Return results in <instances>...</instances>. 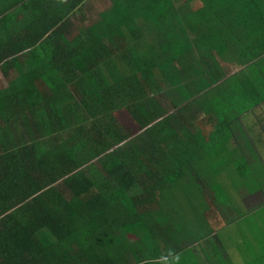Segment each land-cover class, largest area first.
I'll list each match as a JSON object with an SVG mask.
<instances>
[{
    "label": "trees",
    "instance_id": "obj_1",
    "mask_svg": "<svg viewBox=\"0 0 264 264\" xmlns=\"http://www.w3.org/2000/svg\"><path fill=\"white\" fill-rule=\"evenodd\" d=\"M111 1V18L97 7L99 19L87 9L94 0H0V69L7 83L0 84V264H154L187 247L198 253L209 239L221 247L217 233L260 208L223 221L229 208L216 210L214 194L208 196L209 230L187 245L174 240L178 224L150 220L173 181L203 169L207 146L199 136L215 126L206 121L204 102L230 67H218L212 54L202 63L183 61L191 50L178 48L173 37L181 42L190 35L192 0ZM238 12L254 16L229 24L242 50L264 28V14L256 6ZM74 30L78 39L70 46ZM121 41L124 47H117ZM166 42L174 52H159ZM191 54L200 61L197 51ZM14 68L22 71L9 85ZM178 87L189 90L182 95ZM93 160L100 169L90 175L83 168ZM208 186L213 192L214 184ZM147 243L159 249L154 261ZM249 247L241 264H264L259 245ZM221 250L220 262L232 264Z\"/></svg>",
    "mask_w": 264,
    "mask_h": 264
},
{
    "label": "rangeland",
    "instance_id": "obj_2",
    "mask_svg": "<svg viewBox=\"0 0 264 264\" xmlns=\"http://www.w3.org/2000/svg\"><path fill=\"white\" fill-rule=\"evenodd\" d=\"M94 1L95 3H100V5L105 8L109 6L106 4L110 2V0ZM208 1L209 0H205V7L198 10L192 9L195 8V4L192 5L191 9H189L190 7L188 8L190 22H194V25H198V18H202L200 16V11L208 19L215 15L220 16L219 18L222 20H218L219 23L216 24L206 23V25H200L203 31L200 29L201 36L199 38V35H197L198 33L195 34L197 35L196 49L195 46L190 44L192 42V36L189 34L186 36L181 35V42H179L178 35L173 38L177 39L176 43H178V48L186 45L187 50H191L183 58V61L186 60L185 62H187V64H192L193 62L202 63V57H208L212 54L219 62L221 61L222 64L234 63L237 68L233 70L234 67H231L226 72L224 71V73L221 74V76H223V81L217 85L219 87L215 88L210 96L208 95L209 97L205 99L204 104H209H205L208 111V119H212L211 121L206 119V121L215 126L209 130L203 129L202 135L200 134L199 136L205 140V145L207 146L205 152L208 156L204 158L202 162L203 169H197L193 174L191 171L183 170L186 171V173L183 172L180 180L176 183L173 181V185H171V187H169L170 189L164 194V207L155 211V215L152 216L150 220H156L157 218L158 220H165L170 221V223H176V225L178 224L181 228L174 240L176 243H180V245H187L189 239H199L209 230V227L205 228V213L210 210V207L213 208V204L211 202L210 204L206 202L205 199L208 196L214 194L216 199H214V197L212 199L217 205L216 210L218 208H229V213L223 218V221H231L238 218L241 214L245 215L244 208L248 210L249 207L251 209L253 206H260V208L253 213L242 216L241 219L228 225L217 233L220 246L227 252L233 264H241L242 262H246V259L249 260V256L242 252L245 250L248 252L250 244H252L253 247L259 245L258 251L264 257V205H262L264 203V59L261 61L259 60L261 54H264V28L262 27V29L257 32L259 34L252 36L251 41L248 42L247 46L242 50H229L227 41L230 38L235 40V36L232 32L226 31L230 23L225 22V20L231 22L239 18L237 21L231 23L234 27H238L239 23L241 24L242 21L241 14L238 12L240 8L238 5H242L244 1L213 0L215 5L220 3L219 6H215L213 2L211 6ZM94 6H96V4H94ZM263 10L264 7H262V13L264 14ZM112 13L113 10H108L105 14V18L108 15L111 18ZM161 13L162 8L160 7L157 15ZM166 14H169V12ZM174 15L175 11L172 10L169 16L172 18ZM141 16L139 17V21L141 20V23L144 24L145 20H143ZM179 16L181 19L182 9L179 11ZM102 18H104L103 15ZM167 22L174 24L175 21ZM76 23H79V21L76 20ZM182 24H184V22L180 21L179 25L177 24L178 28H182ZM175 26L176 25L173 27ZM194 28L195 27H192L189 33L195 32ZM219 34H222L221 36L224 34V36L220 39ZM77 39L76 36H72L70 38L68 37L67 41L69 45L72 46ZM213 44H217L219 47L215 48ZM173 46L175 45L169 43L166 47L164 46L162 49H159V52H161V50L174 52ZM182 51L184 50L182 49ZM193 51H197L200 61H197L195 55L191 54ZM167 55L169 56V54ZM201 65H203L202 69L206 70L205 66L208 65L206 61ZM217 66L222 68V65L219 63ZM240 67L243 68L238 71ZM18 69L20 68H14V70L8 72L6 81H9V85L14 78L17 79L19 77L20 73ZM199 71L201 70L199 69ZM186 75L188 78H185V80H191L190 76L192 75V71L187 70ZM52 76H54L56 83L60 82L59 77L55 73H53ZM173 76L174 75H172V77ZM0 79L2 78L0 77ZM158 83L161 87H164L162 81ZM199 83L201 86L208 82L201 81ZM0 84L5 86L7 83L2 79ZM176 84H178L177 81ZM182 85L184 86L183 82ZM186 87L184 89L178 87L182 95L187 94L189 87L188 89ZM83 169L91 175L97 173L100 169V165L96 160H93L88 165H84ZM174 176V174H171L168 178L173 179L172 177ZM203 182L205 183L204 187ZM212 183L214 184V186H211L213 192H210L208 190V185ZM206 190H208L207 194L203 192ZM251 193L253 195L255 193V199L251 201L252 204L248 206L243 205L244 208H242V199L245 198L247 194ZM259 193H261V195ZM170 214L174 216L171 217V220ZM208 241L209 242L201 243V249L204 255L199 253V248V254L197 253V247H195V250L191 249V247H187L184 249L183 253L163 261H157L154 264H211V261L214 259H212L214 252L218 255V257H216L218 263L226 264L220 262V260H222L221 247L217 246L215 240L210 241L209 239ZM136 243L139 242L137 241ZM142 245L145 244L143 243ZM147 245V250L149 252L147 258L153 259V261L156 260L154 258H158L156 256V251H159V249L155 250L151 243H147ZM155 245H157V243H155ZM194 251L200 255L199 258L201 262H198ZM243 256L244 259L242 261L241 259ZM204 258L206 260H202Z\"/></svg>",
    "mask_w": 264,
    "mask_h": 264
},
{
    "label": "crops",
    "instance_id": "obj_3",
    "mask_svg": "<svg viewBox=\"0 0 264 264\" xmlns=\"http://www.w3.org/2000/svg\"><path fill=\"white\" fill-rule=\"evenodd\" d=\"M99 1V0H98ZM105 1V0H104ZM216 1H219V0H216ZM244 1V3H243V5H240V6H238V7H241V6H244V7H257V8H259V11H261L262 12V7H264V0H253V1H251V0H243ZM191 2V3H190ZM189 3H188V5H186L187 6V10L189 11V9H191V7H192V5L193 4H195V8H192V9H196V10H198V9H200V8H202V7H205L204 6V4H205V0H192V1H190ZM209 2V5H213L214 4V1L213 0H209L208 1ZM212 2H213V4H212ZM183 3H185V2H183ZM93 4H96V7L94 6V8L91 10L90 9V6L91 5H89L88 7H87V9L89 10V12H92V13H90V16H91V18H99L100 19V17L98 16V12L99 11H101V12H105V11H107V10H109L110 9V7H111V1L110 2H108L106 5H109L107 8H105L104 6H102V5H100V3H93ZM185 5V4H184ZM215 5V4H214ZM220 5V3H218V4H216L215 6H219ZM231 6H233V5H231ZM97 7H101L102 9L101 10H99L98 9V12L96 11V8ZM190 7V8H189ZM189 8V9H188ZM264 11V10H263ZM95 12H97V13H95ZM214 17H212V18H207L206 16H201L202 18H198V20H199V22H198V25H191L190 26V29H192V27H195L194 29H195V32H193V33H195V34H200V32H201V30L203 31V29H201V27H200V25H206V23H208V24H216V23H219L218 22V20L220 21V20H222V19H220L219 17L220 16H215V15H213ZM88 17V16H87ZM248 17V18H247ZM253 18H254V16L252 15L251 17L250 16H248V15H241V20L242 21H245V20H247V21H253ZM239 19V18H238ZM237 19V20H238ZM187 20L188 21H190V18H188V14H187ZM236 19H234V20H232L231 22H229V21H226L225 20V22H228V23H232L233 21H237ZM74 22H76V21H74ZM201 29V30H200ZM226 31H230V32H232L233 34H234V36H235V38H239L240 37V34H237L236 33V30H235V28H233V30L231 31V29L229 28V29H227ZM192 32H190V35L192 36V38L191 39H193V34ZM236 33V34H235ZM197 34V35H198ZM201 35V34H200ZM222 34H219V38L221 39L223 36H224V34H223V36H221ZM69 37H72V35L70 34L69 35ZM240 39V38H239ZM228 49L229 50H232V49H235V50H238L239 51V46H237L238 44L232 39V38H230L228 41ZM123 44H124V41H121L120 42V44L118 45L117 44V47H119V46H123ZM213 46L216 48V47H219V46H217V44H213ZM124 47V46H123ZM222 48H223V46H222ZM223 54H224V52H223ZM220 65H222V67H225V65H228V67H234V69H236L237 68V66L233 63V64H231V63H225V64H222L221 63V61H220ZM1 67V66H0ZM224 69V68H223ZM240 69V68H239ZM238 69V70H239ZM12 71V70H11ZM10 72V71H9ZM0 77L3 79V75H2V70L0 69ZM2 79H0V81L2 80ZM260 195H261V193H259ZM255 195V194H254ZM252 193L251 194H247L246 196H245V198H243L242 200H243V202L241 203V207L242 208H244L243 207V205H245V201L246 200H249L251 197H253L254 196ZM244 213L245 212H247V209L246 208H244ZM248 211H249V209H248ZM253 211H255V210H251V211H249V213L251 214V213H253ZM248 213V214H249ZM199 252L201 253V254H203V250H201V249H199ZM204 255V254H203ZM200 255L199 256H197V260H198V262H201V260H200ZM202 258V257H201ZM230 258V257H229ZM217 259V258H216ZM202 260H206L205 258L204 259H202ZM231 260V259H230ZM214 262H216V260H213V262H211V264H215ZM231 263L233 264V262H232V260H231ZM208 264V263H207Z\"/></svg>",
    "mask_w": 264,
    "mask_h": 264
},
{
    "label": "flooded vegetation",
    "instance_id": "obj_4",
    "mask_svg": "<svg viewBox=\"0 0 264 264\" xmlns=\"http://www.w3.org/2000/svg\"><path fill=\"white\" fill-rule=\"evenodd\" d=\"M110 1H111V0H110ZM111 2H112V1H111ZM90 13H92V12H90ZM78 34H79V32H77V31H73V33H72L71 35H72V36H76V37L78 38V36H77ZM69 38H70V37H69ZM253 199H255L254 196L251 197L249 200H246V201H245V205L248 206V205L252 204L251 201H252ZM249 201H250V202H249ZM241 203H242V202H241ZM243 203H244V202H243ZM249 208H250V207H249Z\"/></svg>",
    "mask_w": 264,
    "mask_h": 264
}]
</instances>
